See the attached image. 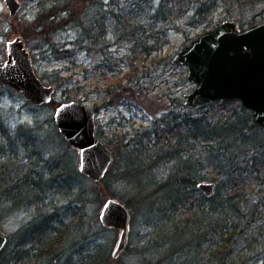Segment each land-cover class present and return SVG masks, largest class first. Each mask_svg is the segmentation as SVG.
Here are the masks:
<instances>
[{"label":"rangeland","instance_id":"rangeland-1","mask_svg":"<svg viewBox=\"0 0 264 264\" xmlns=\"http://www.w3.org/2000/svg\"><path fill=\"white\" fill-rule=\"evenodd\" d=\"M19 1L21 8L12 16L5 0H0V61L7 59V42L21 36L39 77L57 88L56 103L78 100L95 109L97 136L114 153L106 184L115 193L113 198L131 204V220L127 247L113 258L120 230L103 226L99 219L103 204L111 197H105L99 204L93 200L92 191L87 192L90 197L87 201L77 200L75 195L61 197L50 192L45 200L62 206L59 217L64 225L61 227L63 234L73 232L71 238L59 243L57 253L41 252L10 264H174L157 247L155 223L176 218V212L172 213L161 202L157 205L150 198V202L138 199L135 195L146 196L152 188L140 192L133 184L140 176L129 178L126 169L145 160L149 164L148 157L142 160L138 155L140 151L149 155L154 151V142L166 137L163 130L170 112L181 118L195 116L212 120L234 111H238V116H252L249 109L242 110L239 100L226 110L212 104L198 109L187 107L185 94L196 84L188 79L186 66L172 63V58L183 46L223 20L237 19L242 28L252 21L264 22V0H209L206 3L200 0H93L89 2L91 14L102 15L99 22H93V32L96 34L103 28L104 36L87 40L89 50L79 46L78 39L83 38L80 27L75 24L56 29L53 22V29L43 38L30 34L31 29L28 35L22 34L45 7L64 0ZM55 108L54 104L35 106L12 87L0 88V119L4 128L8 126L13 132L11 138L0 134V140H5L10 153H17V160L22 158L26 163L29 149L24 147V140L14 148L10 139H27V129L32 126L50 130L55 123ZM250 134V140L260 141L264 129L250 130ZM201 148L198 145L196 149L198 157ZM65 151L79 168V151L67 142ZM4 154L0 159V176L7 173V164L3 161L10 154L7 151ZM50 166L43 162L39 168L49 170ZM149 170L159 178L168 173L165 164ZM210 170L199 169L198 175L207 176V180ZM77 183L79 190L81 186L89 187L92 180L82 175ZM3 193L0 187V231L10 238L9 249L15 250L20 228L33 220L39 209L37 206L17 208L11 204L8 209L1 200ZM156 206L160 211L164 207L162 214H156ZM78 222L80 225L76 227ZM95 256L97 259L93 262Z\"/></svg>","mask_w":264,"mask_h":264},{"label":"trees","instance_id":"trees-1","mask_svg":"<svg viewBox=\"0 0 264 264\" xmlns=\"http://www.w3.org/2000/svg\"><path fill=\"white\" fill-rule=\"evenodd\" d=\"M92 1L64 0L45 7L22 34L28 35L27 31L31 29L30 34L43 38L53 29V22H56V29L75 24L80 27L83 38L78 39L79 46L89 50L87 40L104 36L103 28L96 34L93 32V22H99L102 15L94 17L91 14L89 2ZM235 102L236 99H230L215 102L212 106L219 105L226 110ZM51 104L58 105L55 101ZM240 107L244 112L248 111L241 104ZM237 113L234 111L216 120L195 116L181 118L173 112L168 113L163 130L166 137L154 142V151L149 155L145 151L138 155L142 160L148 157L149 164L146 165L145 160L126 169L129 178L140 176L133 182L140 192L152 188L146 196L142 193L135 195L138 199L148 201L150 198L157 205L161 202L170 207L172 213L176 212V218L169 221L163 218L162 222L155 223L157 247L174 264H264V137L260 141L250 140V130L256 132L264 128L252 123L250 114L238 116ZM3 124L0 119V134L11 138L13 132ZM27 130V139H10L14 148L15 144L21 146L24 140V147L29 149L26 163L22 158L17 160V153H10L5 140H0V159L6 151L10 154L3 161L7 164V173L0 176V187L4 192L1 200L8 209L10 204L17 208L37 206L39 212L20 228L17 234L20 240L15 250L9 249V238L0 254V264L20 262L41 252L57 253L59 243L71 238L73 232L63 234L61 227L59 214L62 206L45 200L50 192L61 197L75 195L77 200L87 201V192L92 191L93 200L99 204L105 197L115 196L106 184L111 168L104 179L92 181L89 187L81 186L78 190L79 178L86 175L80 173L65 151L66 141L55 123L48 131L41 126ZM198 145L202 147L199 157L196 155ZM43 162L52 165L49 170L39 168ZM163 164L167 165L168 172L163 177L159 178L149 170ZM202 168L211 169L209 179L198 175ZM204 180L216 182L211 197L197 188V183ZM127 206L131 208L129 202ZM161 211L156 206V214H162ZM96 259L97 256L93 262Z\"/></svg>","mask_w":264,"mask_h":264},{"label":"water","instance_id":"water-1","mask_svg":"<svg viewBox=\"0 0 264 264\" xmlns=\"http://www.w3.org/2000/svg\"><path fill=\"white\" fill-rule=\"evenodd\" d=\"M206 3L209 0H200ZM10 14L16 15L19 0H5ZM172 63L185 65L194 89L185 94L184 104L192 109L215 102L236 99L252 112L256 124L264 128V22L242 28L237 19H226L190 44L183 46ZM12 87L33 105L43 106L55 100L57 88L46 84L37 74L30 51L21 36L7 42V59L0 61V88ZM95 109L78 100L59 103L54 122L67 144L79 151V171L93 182L106 177L113 162V150L97 136ZM197 188L206 196L215 193V181H199ZM100 223L120 230L112 257L127 247L131 213L116 198L102 206ZM9 238L0 231V254Z\"/></svg>","mask_w":264,"mask_h":264}]
</instances>
